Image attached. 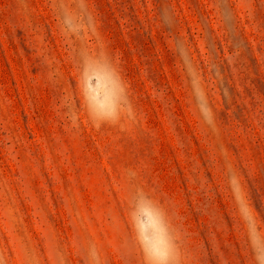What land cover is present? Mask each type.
I'll use <instances>...</instances> for the list:
<instances>
[{
	"label": "rangeland",
	"instance_id": "374dc122",
	"mask_svg": "<svg viewBox=\"0 0 264 264\" xmlns=\"http://www.w3.org/2000/svg\"><path fill=\"white\" fill-rule=\"evenodd\" d=\"M260 233L264 0H0V264H256Z\"/></svg>",
	"mask_w": 264,
	"mask_h": 264
},
{
	"label": "clouds",
	"instance_id": "9594fccd",
	"mask_svg": "<svg viewBox=\"0 0 264 264\" xmlns=\"http://www.w3.org/2000/svg\"><path fill=\"white\" fill-rule=\"evenodd\" d=\"M229 188L230 191L233 193V199H236L235 193L238 191H241V184L240 180L236 175H230L229 177ZM260 239L262 242H264V233H260ZM165 264H176L175 260L168 259L165 261ZM256 264H264V253H261L256 258Z\"/></svg>",
	"mask_w": 264,
	"mask_h": 264
}]
</instances>
